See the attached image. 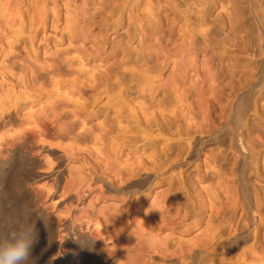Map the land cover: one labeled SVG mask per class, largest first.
Here are the masks:
<instances>
[{
  "label": "rangeland",
  "instance_id": "rangeland-1",
  "mask_svg": "<svg viewBox=\"0 0 264 264\" xmlns=\"http://www.w3.org/2000/svg\"><path fill=\"white\" fill-rule=\"evenodd\" d=\"M0 90L19 113L0 149L38 119L0 156V255L24 237L23 264H264V0H0ZM127 166L138 193L97 179Z\"/></svg>",
  "mask_w": 264,
  "mask_h": 264
},
{
  "label": "bare ground",
  "instance_id": "bare-ground-1",
  "mask_svg": "<svg viewBox=\"0 0 264 264\" xmlns=\"http://www.w3.org/2000/svg\"><path fill=\"white\" fill-rule=\"evenodd\" d=\"M9 31V30H8ZM13 33V32H12ZM16 34V33H15ZM13 36V35H12ZM18 37H20V36H18ZM14 38V37H13ZM71 54V53H70ZM69 54V55H70ZM59 55V54H58ZM15 56V55H14ZM13 56V57H14ZM60 56V55H59ZM71 56V55H70ZM61 57V56H60ZM50 58V57H49ZM65 58V57H64ZM60 59V58H59ZM73 59V58H72ZM46 61L48 60V59H45ZM5 61V60H4ZM71 62H73V60L71 61ZM47 63V62H46ZM69 63H70V61H69ZM75 63V62H74ZM6 64V63H5ZM63 64V63H62ZM73 64V63H72ZM59 65V64H58ZM72 68H73V66H74V64H73V66L72 65H70ZM84 67V66H83ZM63 68V67H62ZM80 68V67H79ZM85 70V69H84ZM5 71V70H4ZM50 71V70H49ZM80 71V70H79ZM78 71V72H79ZM87 71V70H86ZM53 72H54V70H53ZM94 72V71H93ZM93 72H88L87 71V73H84L87 77L90 75V74H92ZM47 74H48V72H47ZM50 75V74H49ZM52 75V74H51ZM84 75V76H85ZM48 76V75H47ZM92 76V75H91ZM9 77V76H8ZM84 78V77H83ZM46 79V78H45ZM81 79V78H80ZM86 78H84V80H85ZM89 79H91V78H89ZM89 79H86V81L87 80H89ZM22 80V79H21ZM47 80V79H46ZM54 80V79H53ZM2 81H5V80H2ZM45 81V80H44ZM86 81H85V83H86ZM90 81V80H89ZM88 81V82H89ZM91 82H93V81H91ZM90 83V82H89ZM96 83V82H95ZM5 84V83H4ZM92 84V83H91ZM87 85V84H86ZM90 85V84H89ZM20 86V85H19ZM52 86V85H51ZM52 87H54V85L52 86ZM56 87H58V85L56 86ZM1 91V90H0ZM55 91H57V90H55ZM61 93V92H60ZM60 93H58V91L57 92H52V98L54 99V100H59V99H64V97L62 96V94H60ZM51 94V93H50ZM64 94V93H63ZM23 96H24V94H23ZM64 96H65V94H64ZM25 97V96H24ZM50 97H51V95H50ZM65 97H68L67 96V94H66V96ZM9 98H10V96H9ZM18 98V97H17ZM21 98V97H20ZM66 99V98H65ZM70 100V99H69ZM25 101V100H24ZM29 102V101H28ZM27 103V102H26ZM25 103V104H26ZM70 103V102H69ZM72 103H74V102H72ZM72 103H70V104H72ZM73 106V105H72ZM107 106V105H106ZM19 107V106H18ZM75 107V106H74ZM77 107V106H76ZM109 108V107H108ZM111 108V107H110ZM102 110V109H101ZM117 110V109H116ZM6 110H4L3 111V113L5 112ZM10 111V110H9ZM9 111H6V113L5 114H1L0 116H2V117H0V121L2 122V124L4 125L3 127L4 128H9V129H11V127L13 126V124H15L16 122H18V112H16L15 110L14 111H11V112H9ZM18 113V114H17ZM34 117V116H33ZM33 117H31V118H33ZM37 117V116H36ZM36 117H34V118H36ZM38 119H28L27 120V122H25V121H21V123H20V131L19 132H16V133H14V136H12L11 138H4L3 139V146H2V149H0V156L2 155V156H4V155H6V161H8V160H11L12 158H14L18 153H23L24 152V150H27L28 149V146L27 145H29V140H31V139H33V138H35L36 136H35V131L34 130H32V129H24L25 127H24V125H25V123H27V124H29L30 122H33L34 124H37V121ZM40 120V119H39ZM119 123V122H118ZM35 126V125H34ZM119 130V129H118ZM11 131H12V129H11ZM122 131V130H121ZM4 137V136H3ZM39 143H41V145H40V147H39V154H40V156L42 155H48L49 154V156H56L57 154H58V152H56V151H54V150H51L48 146H46L45 145V141H43V140H40V141H38ZM119 147V146H118ZM117 149V148H116ZM118 152V151H117ZM32 154V153H31ZM31 154L29 155V160L31 161V163H32V166L34 167L35 166V158L34 157H31ZM3 158H5V157H3ZM56 162H57V165H56V168L52 171V173H49V174H42V173H39L38 174V176H37V178H41V177H45L46 179H49V178H51L52 180H53V186H54V188L52 189V190H50L51 191V200H53V199H55L56 198V196L58 195V193H59V191H58V188H57V182L60 180V178L62 177V174H63V172H65L64 171V163L62 162V160L61 159H56ZM136 162H138L137 160H136ZM134 164V163H133ZM150 164V163H149ZM134 165H136V164H134ZM133 165V166H134ZM142 164H140V166H141ZM122 166V165H121ZM126 166V165H125ZM54 167V166H53ZM116 167V166H115ZM124 167V166H123ZM51 168V167H50ZM127 168L128 169H130L128 166H127ZM135 169H130V171H126V172H129L128 173V176H127V180H125L123 183L121 182V185H118V184H120L119 182L120 181H118V184L117 183H108V182H106V181H104L103 179H100V178H97L98 180H101V181H103L104 183H105V185L104 186H106V188H107V190H109L110 192L111 191H114V192H117V194L118 193H125V194H135V193H138V192H140L144 187H146L147 185H149V183H150V181H149V178H150V176L149 175H143L142 174V171L138 168V167H134ZM124 169H125V167H124ZM128 169H126V170H128ZM142 169V168H141ZM51 170V169H50ZM68 170V169H67ZM118 170V169H117ZM122 171V170H121ZM125 172V173H126ZM126 175H127V173H126ZM96 179V178H95ZM122 179V178H121ZM120 179V180H121ZM117 181V180H116ZM115 181V182H116ZM51 182V181H50ZM49 196V195H48ZM161 197V196H160ZM75 199V196H69V199L68 200H74ZM161 201V200H160ZM66 202L67 201H64V202H62L60 205H64V204H66ZM154 203V202H153ZM151 204V205H153L154 206V204ZM158 204V203H157ZM161 204V203H160ZM163 205V204H162ZM150 206V205H149ZM156 206V205H155ZM158 206H159V204H158ZM157 206V207H158ZM150 208H151V206H150ZM154 207H152V209H153ZM159 208V207H158ZM149 209V208H148ZM156 208H154L153 210H155ZM163 209V208H162ZM150 210V209H149ZM109 211H111V210H109ZM112 211H113V209H112ZM155 211H157V209L155 210ZM109 213V212H108ZM157 213H158V211H157ZM167 213V212H166ZM156 214V213H155ZM169 214H170V212H169ZM172 214V213H171ZM170 214V215H171ZM160 215V214H159ZM162 215V214H161ZM160 215V216H161ZM159 216V217H160ZM167 216V215H166ZM112 217V216H111ZM154 217H157V216H154ZM162 217H164V216H162ZM172 217V216H171ZM170 217V218H171ZM170 218H167V219H170ZM164 220H167V219H165V218H163ZM172 219V218H171ZM47 221H51L52 222V216H50V215H48V220ZM94 221L90 218V217H87L86 218V220L84 221V222H81L80 224H79V226L78 227H75L74 229H76V228H79V229H81L82 231H86V233L88 232V233H90V234H93V231H92V229H91V225H93L94 223H93ZM51 224V223H50ZM55 224V223H54ZM74 224V223H73ZM72 224V225H73ZM100 226V225H99ZM54 227V226H53ZM68 228V227H70L69 226V221H68V219H60V218H58V228ZM73 227V226H72ZM72 227H71V229H72ZM80 230V231H81ZM95 231H97V229L95 230ZM83 233V232H82ZM94 235H95V233H94ZM93 236V235H92ZM201 239V238H200ZM166 240V239H165ZM168 240V239H167ZM170 240V239H169ZM199 240V239H198ZM203 242V241H202ZM168 243V242H167ZM162 244V243H161ZM200 244V243H199ZM204 244V243H203ZM180 245V244H179ZM159 246V245H158ZM166 246V245H165ZM188 246V245H187Z\"/></svg>",
  "mask_w": 264,
  "mask_h": 264
},
{
  "label": "clouds",
  "instance_id": "clouds-1",
  "mask_svg": "<svg viewBox=\"0 0 264 264\" xmlns=\"http://www.w3.org/2000/svg\"><path fill=\"white\" fill-rule=\"evenodd\" d=\"M31 241L22 237L14 246L8 247L0 255V264H23L30 254Z\"/></svg>",
  "mask_w": 264,
  "mask_h": 264
}]
</instances>
